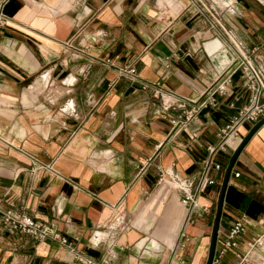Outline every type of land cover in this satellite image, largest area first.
I'll use <instances>...</instances> for the list:
<instances>
[{"label":"crops","instance_id":"obj_1","mask_svg":"<svg viewBox=\"0 0 264 264\" xmlns=\"http://www.w3.org/2000/svg\"><path fill=\"white\" fill-rule=\"evenodd\" d=\"M3 11L2 207L53 223L98 261L206 264L227 163L256 122L239 126L233 147L217 154L222 169L212 172L215 182L204 186L191 222L184 224L182 192L165 171L196 177L207 144L249 102L238 69L223 92L183 118L209 96L217 70L236 64L238 50L264 67V5L4 0ZM126 64L135 67L136 79L121 71ZM242 214L247 220L237 246L226 249L218 264H238L235 253L264 234V122L233 163L215 250ZM94 232L101 237L96 243ZM0 264L74 259L67 246L10 229L0 216Z\"/></svg>","mask_w":264,"mask_h":264},{"label":"built area","instance_id":"obj_2","mask_svg":"<svg viewBox=\"0 0 264 264\" xmlns=\"http://www.w3.org/2000/svg\"><path fill=\"white\" fill-rule=\"evenodd\" d=\"M264 5V0H258ZM4 0L0 1V28L6 23L7 16L3 11ZM77 56V54H74ZM235 65L234 62L227 66L217 70V73L212 80L210 86L207 88L209 96L201 101L198 106H192L188 110L184 111V120L189 119L194 113L198 111V108L206 105L207 102H211L214 99L213 94L215 92H223L225 86L230 83L233 73L240 69L244 76L245 85L250 90L251 95L249 102L235 115H233L216 133V139L207 144L206 154L202 159L201 169L196 177L182 176L173 170H167L166 178L177 186L182 192V201L186 204V214L184 224L192 221V212L198 207V196L202 192L204 186L208 183H214L215 177L212 175L213 171L221 170L222 164L216 158L219 152L227 151L233 147L235 140L239 134V126L246 122H257L262 116H264V67L255 65L247 55L238 50L236 55ZM121 71L128 74L132 79H136V69L131 64H126L121 67ZM173 105L167 104V107ZM180 105L184 106L185 102L181 101ZM179 121L181 114L178 117ZM183 120V121H184ZM172 122H176L173 118ZM206 209V207H204ZM0 216L2 222L10 229L19 230L25 232L36 239H51L56 240L59 243L67 246V248L73 253L74 264H109L110 259L108 257L98 261L89 254L75 248V246L67 240V238L60 233V231L54 226L53 223L42 221L33 218L30 214L24 211L16 210L13 207H2V199L0 197ZM246 217L242 214L239 218L232 222L229 229L223 236L222 245L220 248L214 251L211 264H218L220 256L228 248H234L237 246V235L244 230ZM96 240L98 242L101 237L94 232ZM183 235V231L179 232V237ZM264 234L254 237L248 241V248L244 253L237 251L235 255L239 258L238 264L245 259L248 255L252 257L250 253L256 244H261L264 240ZM253 260V259H252ZM242 264H250V260Z\"/></svg>","mask_w":264,"mask_h":264},{"label":"water","instance_id":"obj_3","mask_svg":"<svg viewBox=\"0 0 264 264\" xmlns=\"http://www.w3.org/2000/svg\"><path fill=\"white\" fill-rule=\"evenodd\" d=\"M264 122V116H262L249 130V132L242 138L240 143L236 146L234 149L229 162L227 163L222 182H221V189H220V194H219V199L217 203V209L215 213V219H214V225H213V230H212V235H211V244H210V252L208 256V260L206 264H211L212 258L214 255L215 251V244H216V237H217V230H218V225H219V219H220V214H221V209H222V204H223V197H224V192L225 188L228 182V178L233 166V163L235 161V158L240 151V149L243 147L247 139L251 136V134Z\"/></svg>","mask_w":264,"mask_h":264},{"label":"rangeland","instance_id":"obj_4","mask_svg":"<svg viewBox=\"0 0 264 264\" xmlns=\"http://www.w3.org/2000/svg\"><path fill=\"white\" fill-rule=\"evenodd\" d=\"M262 238H263V236H262ZM249 254H251L252 257L249 258L248 255L245 256V259L241 262V264L248 262L246 260H250V259H251L250 264H261L262 263V255H264V249L261 247L260 244H256L254 246L253 250H251ZM238 261H240V260L238 259Z\"/></svg>","mask_w":264,"mask_h":264},{"label":"bare ground","instance_id":"obj_5","mask_svg":"<svg viewBox=\"0 0 264 264\" xmlns=\"http://www.w3.org/2000/svg\"><path fill=\"white\" fill-rule=\"evenodd\" d=\"M260 245L264 249V240L261 241V244ZM262 260H263V258H262Z\"/></svg>","mask_w":264,"mask_h":264}]
</instances>
